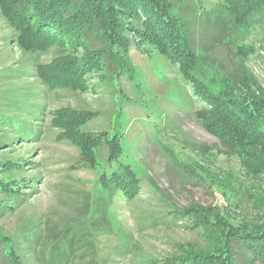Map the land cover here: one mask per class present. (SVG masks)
I'll return each mask as SVG.
<instances>
[{
	"label": "rangeland",
	"instance_id": "obj_1",
	"mask_svg": "<svg viewBox=\"0 0 264 264\" xmlns=\"http://www.w3.org/2000/svg\"><path fill=\"white\" fill-rule=\"evenodd\" d=\"M171 1V7L189 11L191 38L200 53L193 58L200 71L221 81L224 74L234 78L247 72L264 84L262 13L248 18L240 12L237 21L226 25L228 14L218 0ZM13 11L0 4V114L9 113L17 122L28 117L27 127L34 134L17 138L6 124L0 127L5 128L0 136L8 137V143L0 145V159L8 149L12 158L27 159L19 172L7 177L17 179L12 190L18 196L0 191L5 208L0 210V234L22 243L19 252L25 262L49 264L54 253L50 246L57 238L79 243L80 254L72 264H151L181 247H203L208 236L191 227L190 217L171 219L168 211L175 207L209 206L264 217V176L253 177L215 134L217 128L210 131L196 113L203 104L192 92L190 77L196 93L203 94L199 69L197 75L183 77L177 62L149 40L132 38L126 51L132 76L83 74L72 88L65 85L67 67L72 66L67 60L58 65L62 46L38 45L31 19L24 29L11 25ZM170 41L187 45L186 34L176 33ZM250 44L258 49L247 50ZM189 54L194 53H179L174 59L182 61ZM108 67L112 69L110 63ZM70 108L87 114V119ZM79 132L88 138L83 145L75 141ZM102 133L106 141L91 147ZM111 142L120 145L122 153L117 161L107 162ZM122 163L140 179L132 199L125 197L116 178ZM5 177L0 172V178ZM210 177L217 180L214 188ZM103 183L109 192L104 193ZM56 246L60 251L66 247ZM0 264H7L1 254Z\"/></svg>",
	"mask_w": 264,
	"mask_h": 264
},
{
	"label": "trees",
	"instance_id": "obj_2",
	"mask_svg": "<svg viewBox=\"0 0 264 264\" xmlns=\"http://www.w3.org/2000/svg\"><path fill=\"white\" fill-rule=\"evenodd\" d=\"M169 2L165 4L163 0H0L4 10L8 12L10 9L14 10V14L9 13L15 20L11 23L13 27L24 29L30 24L26 21L31 19L32 26L36 28L32 37L38 45L50 46L51 43L57 42V46H62L58 48L64 49L65 52L58 56L59 59H63L58 65L64 64L63 62L67 60L72 66L66 70V74L72 77L68 76L65 79L68 82L65 85L72 88L77 87L75 82H81L83 74L87 76L96 73L100 77L122 74L132 76L134 70L126 52L132 38L141 42L149 40L160 50L159 52L177 62L183 77L188 73L190 76L197 75L196 72L198 69L200 71L201 67L198 65V59L193 56L199 57L200 53H197L196 39L191 38L193 21L189 11L171 7L174 6L173 2L171 0ZM218 3L221 11L228 14V17H225L226 25L232 24L234 19L237 21L236 17L240 18V12L248 18L257 12L264 15V0H218ZM173 8L176 11H173ZM27 14L32 17L27 19L25 17ZM37 30L42 31V34ZM176 33L186 34L187 45L170 41ZM41 37H46V40L49 38V41L44 43ZM261 48L264 50V45ZM257 49L253 44L247 47L249 51ZM178 52L181 55L186 52L194 54H189L181 61L174 59L179 58ZM108 63L112 69H109ZM59 69L60 67H57L56 71ZM199 74L201 75L199 82L204 85V93H196L197 85L192 77L190 84L193 94L203 104V107L196 111L202 123L210 131L211 128L213 130L217 128L215 134L232 147L235 155L248 166V172L253 177L264 176V84L247 72L234 78L224 74L222 81L203 70ZM70 110L78 114L75 109ZM78 115L84 120L88 117L87 114ZM27 119L25 116L17 122L14 116L2 113L0 127L6 124L5 126L15 130L13 135L24 138L26 134H30ZM77 134L75 141L83 145L82 143L88 140L87 137H83L85 132ZM7 138L5 135L0 136V145L8 143ZM103 140L106 141L104 133L94 142L91 141L90 145L92 147ZM110 145L112 152L107 162L112 159L117 161L122 148L114 142ZM10 154L11 149H8L0 159V172L6 176L0 178V191L16 198L19 193L12 190L14 187L12 181L17 179L8 180L7 177L12 172H19L27 159L18 156L12 158ZM118 171L119 176L116 177L118 184L120 181L125 197L132 199L138 193L140 179L137 180L132 169L123 163L119 165ZM212 180L209 179V182ZM214 180L210 183L213 188L217 185V180L216 182ZM8 182H11L10 186H6ZM103 188L104 193L110 191L104 183ZM0 206V210L5 209L2 207L4 203H0ZM175 208L168 211L171 219L179 216L190 217L191 227L202 229L209 239L201 248L194 245L181 247L178 253H172L151 264H264V217L235 215L229 210L221 211L215 207L200 205ZM74 236L77 238L75 234ZM57 239L50 246L54 253L49 256L51 260L49 264L74 263L75 256L80 254L79 243L73 239L65 241L63 240L65 238L62 241L60 238ZM60 243L66 245L64 251L57 250L56 245ZM21 244L7 234H0V254L3 261L7 264H28L19 252L24 248ZM25 245L26 249L30 248L27 241ZM59 251L63 254H59ZM88 263L89 261L81 264Z\"/></svg>",
	"mask_w": 264,
	"mask_h": 264
}]
</instances>
